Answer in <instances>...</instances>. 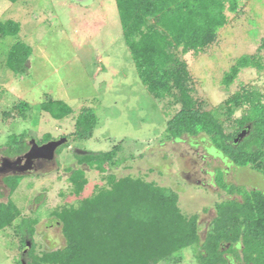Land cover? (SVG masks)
Instances as JSON below:
<instances>
[{
	"label": "rangeland",
	"instance_id": "rangeland-1",
	"mask_svg": "<svg viewBox=\"0 0 264 264\" xmlns=\"http://www.w3.org/2000/svg\"><path fill=\"white\" fill-rule=\"evenodd\" d=\"M225 13L227 23L212 42L181 56L192 77L194 97L232 133L250 112L252 97L264 103V0H240L235 11ZM9 19L20 24V31L0 36V149L10 135L22 132L28 134V143L51 133L57 139L65 135L69 144L45 166L13 177L18 183L13 193L0 183V201L11 198L21 212L0 230V264H29L30 249L40 255L64 247L62 225L53 212L110 187L111 174L140 177L174 190L181 210L199 216L202 238L211 230L217 202L242 199L220 188V175L248 190H264L261 173L224 161L205 134L163 140L168 120L181 105L172 97L156 98L142 82L116 0H0V21ZM19 40L32 47L24 74L6 63ZM244 57L248 60L243 65ZM48 96L70 104L73 113L56 119L41 110ZM22 101L30 107L21 108ZM83 108H92L98 123L90 138L75 139L76 117ZM116 144L122 145V162L106 172L77 162V150L109 151ZM68 168L84 170L87 183L80 194L74 192ZM22 218L32 220L31 239L17 229ZM197 252L184 249L181 264H200Z\"/></svg>",
	"mask_w": 264,
	"mask_h": 264
},
{
	"label": "trees",
	"instance_id": "trees-1",
	"mask_svg": "<svg viewBox=\"0 0 264 264\" xmlns=\"http://www.w3.org/2000/svg\"><path fill=\"white\" fill-rule=\"evenodd\" d=\"M239 1L116 0L125 42L142 82L156 98L172 97L181 105L168 120L163 140L205 134L224 161L238 167H252L264 177V103L257 101L256 95L252 97L250 112L238 120L237 130L227 132L218 117L202 109L194 97L192 77L181 56L212 42L227 23L226 9L235 11ZM19 31L20 24L15 20L0 21L1 37ZM31 55L32 47L19 40L11 46L6 63L15 73L24 74ZM247 60L242 58L241 64ZM20 107L26 109L30 105L22 101ZM39 107L56 119L73 113L70 104L51 96ZM231 112H227L228 116ZM97 123L95 111L83 108L76 117L74 138H90ZM249 125V133L235 142L236 135ZM28 138L26 132L10 135L5 143L6 152L12 156L24 153L29 148ZM35 139L43 144L57 138L45 133ZM68 144L69 139L64 145ZM121 150L122 145L116 144L109 151L76 152L75 156L78 164L106 172L122 162L118 158ZM68 169L74 192L80 194L87 183L84 170ZM18 176L22 178L10 175L4 179L12 193L18 184L12 178ZM109 179L110 187L100 188L78 204L64 205L53 212L62 225L66 244L40 255L30 249L29 264H181L182 251L186 248L198 251L200 264H222L226 262V251L241 259L235 244L242 246L246 264H264L263 189L248 190L227 182L225 173L220 175L217 181L220 188L242 199L217 202L211 230L202 238L199 216H188L181 210L174 190L131 175L116 178L111 174ZM20 215L11 198L0 201V230L12 225ZM32 225L31 219L22 218L17 229L31 239ZM23 247L28 248L24 240Z\"/></svg>",
	"mask_w": 264,
	"mask_h": 264
},
{
	"label": "flooded vegetation",
	"instance_id": "flooded-vegetation-1",
	"mask_svg": "<svg viewBox=\"0 0 264 264\" xmlns=\"http://www.w3.org/2000/svg\"><path fill=\"white\" fill-rule=\"evenodd\" d=\"M42 144V143H41ZM30 149L29 148L22 154L18 155H9L6 152V148L4 147L2 150L0 149V183L3 186H6L4 179L10 175H18L23 174L28 171H33L39 169V167L45 166L52 160L46 158H35L30 162V166L27 169L21 171V168L26 164V158L24 154ZM235 247L241 254V259H238L234 253L226 251L225 258L226 262L222 264H246L244 261V256L242 254V246L235 244Z\"/></svg>",
	"mask_w": 264,
	"mask_h": 264
},
{
	"label": "water",
	"instance_id": "water-1",
	"mask_svg": "<svg viewBox=\"0 0 264 264\" xmlns=\"http://www.w3.org/2000/svg\"><path fill=\"white\" fill-rule=\"evenodd\" d=\"M250 131V125L247 128L242 129L235 137L234 141L239 142L242 140ZM67 137L63 136L59 139H52L43 144H39L35 138L30 140V149L24 154L26 158V164L21 168V171L29 168L30 162L35 158H46L53 160L56 155L57 149L67 143ZM78 153H85L82 150H77Z\"/></svg>",
	"mask_w": 264,
	"mask_h": 264
}]
</instances>
